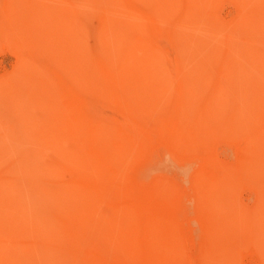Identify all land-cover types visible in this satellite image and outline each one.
I'll use <instances>...</instances> for the list:
<instances>
[{"label":"bare ground","instance_id":"6f19581e","mask_svg":"<svg viewBox=\"0 0 264 264\" xmlns=\"http://www.w3.org/2000/svg\"><path fill=\"white\" fill-rule=\"evenodd\" d=\"M6 2L9 110L57 153L21 170L44 260L264 264V0Z\"/></svg>","mask_w":264,"mask_h":264},{"label":"rangeland","instance_id":"374dc122","mask_svg":"<svg viewBox=\"0 0 264 264\" xmlns=\"http://www.w3.org/2000/svg\"><path fill=\"white\" fill-rule=\"evenodd\" d=\"M6 1L0 0V7L3 3H7ZM19 1L34 7H41L43 3H46V0ZM47 1L53 2V5H58L60 2V0ZM25 6L29 9L27 5ZM230 9V5L224 4L221 11L222 15H226ZM3 22L5 20L0 12V23ZM22 67V63L13 52L6 47H0V89L2 90H0V220L6 221L5 217L9 214L12 217L9 221L11 224L2 227L3 229L7 228L9 233H17V235L11 236L0 231V264H50L43 258L44 251L39 246L34 233L30 231L33 222L27 217V213L34 215V207L36 208V205L39 204V195L33 196V191L30 190L34 181L30 180L29 176L23 177L21 170L23 167L33 169L34 165H50L57 153L52 146L43 148L36 143L37 140L32 135L35 136L40 129H44L37 121L29 123L20 117V113H12L9 110L10 104L13 102L28 104L27 99L23 96L24 92L28 91V87L25 80L27 77L23 76L25 70ZM7 82L10 83L6 84ZM18 84L20 88L23 86L22 94L16 93L13 97L7 95L6 88L11 89L15 85L18 88ZM39 87L35 85V87L29 88V93L30 91L35 94H39L40 91L42 93L43 88L40 87V89ZM13 130L14 132H12ZM22 150H33L39 155L36 157L34 154H22ZM222 154L221 157L223 158L224 153ZM186 188L184 186L183 189L186 190ZM186 192L189 193L188 190ZM47 195L48 192L40 193L41 197ZM247 197V192L242 193L244 201L247 200ZM105 210L108 209L104 206L100 209L104 212ZM73 211L72 214L77 213L76 210ZM21 232H28V234L21 235ZM249 262L246 261L244 264H253V262Z\"/></svg>","mask_w":264,"mask_h":264}]
</instances>
